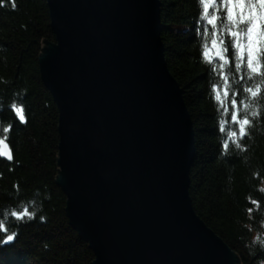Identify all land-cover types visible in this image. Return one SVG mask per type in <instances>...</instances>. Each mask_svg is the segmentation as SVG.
<instances>
[{
  "label": "water",
  "instance_id": "95a60500",
  "mask_svg": "<svg viewBox=\"0 0 264 264\" xmlns=\"http://www.w3.org/2000/svg\"><path fill=\"white\" fill-rule=\"evenodd\" d=\"M46 3L55 39L38 61L58 109L56 184L92 264H239L191 204L195 135L159 0Z\"/></svg>",
  "mask_w": 264,
  "mask_h": 264
},
{
  "label": "trees",
  "instance_id": "16d2710c",
  "mask_svg": "<svg viewBox=\"0 0 264 264\" xmlns=\"http://www.w3.org/2000/svg\"><path fill=\"white\" fill-rule=\"evenodd\" d=\"M161 43L166 68L182 90V99L194 130V163L188 189L196 216L235 254L239 264H264V76L235 70V49L229 47L225 66L230 94L251 104L248 135L231 142L236 131L230 117V98L214 100L211 84L223 92L219 61L205 62L200 45H210L211 31L198 0H159ZM15 3V7H13ZM217 12V31L226 44L233 38L226 9L219 0L209 14ZM209 29L207 37L203 28ZM189 29L181 32L177 29ZM246 30V25H239ZM173 29V30H172ZM264 30V26H262ZM54 42L46 0H0V137L7 136L13 159L0 157V221L15 235L4 243L0 231V264H92L94 255L82 242L66 217V198L56 185L58 174V110L40 80L39 57ZM264 64V53L261 54ZM264 72V68L261 70ZM261 85L259 99H248L246 86ZM23 106L27 123H20L11 105ZM228 107L229 112L224 108ZM252 110L260 113L251 117ZM243 115L244 108L239 106ZM11 124L9 133L2 128ZM223 125L224 131L220 130ZM229 140L227 149L221 147ZM258 202L253 203V202ZM27 207L34 218L18 221L13 210Z\"/></svg>",
  "mask_w": 264,
  "mask_h": 264
},
{
  "label": "snow or ice",
  "instance_id": "6c2138e0",
  "mask_svg": "<svg viewBox=\"0 0 264 264\" xmlns=\"http://www.w3.org/2000/svg\"><path fill=\"white\" fill-rule=\"evenodd\" d=\"M216 2L217 0H198L199 5L202 7L199 15L212 28L210 45L202 43L200 45L202 50L199 52V55L205 62L212 63L214 60L219 61V78L223 82V92L221 94V89L218 88L217 84L212 83V98L223 104L231 95L230 117L233 124L238 126V129L236 131H228L227 135L231 142L239 148L241 145L238 140L248 135L247 129L252 125L248 114L251 104L243 100L238 101L239 91L230 94V81L224 69L230 63V58L227 53L229 52V47H231L235 49V70L237 73L242 71V64L245 63L246 53V68L249 77L251 78L253 74L264 76V72L261 71L264 68V64L261 63L260 59L261 54L264 53V30H262V26H264V0H219L220 7L226 9V18L229 25L227 35L233 38L227 44L223 36L216 30L219 19L217 12L213 11L209 14V9L215 8ZM13 7H15V3H13ZM239 25H246V30L244 28L238 29ZM203 34L205 37L209 35V29L207 27L203 28ZM243 93L248 94V99H259L261 85L246 86L243 88ZM240 105L244 108L243 115L239 111ZM11 108L19 122L26 124L27 119L24 107L22 105L17 106L13 103ZM224 111L226 113L229 112V108L225 107ZM250 115L251 117H257L260 113L252 110ZM11 128V124L4 126L2 132L7 134ZM220 130L224 131L223 125H221ZM228 146L229 140L223 141L221 147L227 149ZM0 156H4L8 160L13 159L6 135L0 137ZM253 203L258 204L255 201ZM11 216L18 221H23L26 217L34 218V213L29 212L27 207H24L20 211L13 210ZM0 231H3L5 234L8 233V229L3 221H0ZM15 238V235L7 234V238L3 242L10 243Z\"/></svg>",
  "mask_w": 264,
  "mask_h": 264
},
{
  "label": "rangeland",
  "instance_id": "374dc122",
  "mask_svg": "<svg viewBox=\"0 0 264 264\" xmlns=\"http://www.w3.org/2000/svg\"><path fill=\"white\" fill-rule=\"evenodd\" d=\"M48 14H49V12H48ZM49 19H50V14H49ZM166 28V27H165ZM173 30V29H172ZM178 31H181V32H189L188 31V29L186 30V29H177ZM183 30V31H182ZM54 39H55V37H54ZM41 54H42V52H41ZM245 60H246V53H245ZM40 80H41V76H40ZM45 88V87H44ZM46 89V88H45ZM46 91L49 93V91L46 89ZM49 95H50V93H49ZM52 97V96H51ZM52 100H53V98H52ZM53 103H54V101H53ZM55 104V103H54ZM58 110V109H57ZM59 121V120H58ZM57 132H58V125H57ZM58 140H59V133H58ZM59 143H60V140H59ZM59 145V144H58ZM57 149H58V146H57ZM57 158H58V155H57ZM10 162H11V160H10ZM58 171H59V167H58ZM58 175V174H57ZM57 185V184H56ZM261 188V190L264 192V185L263 186H261L260 187ZM66 202H67V200H66ZM66 207V206H65ZM206 227V226H205ZM208 228V227H207ZM72 229V228H71ZM211 230V229H210ZM74 231V230H73ZM77 233V232H76ZM78 237H79V235H78ZM82 242H84V241H82ZM93 255V254H92ZM94 261H95V259H94ZM93 261V262H94Z\"/></svg>",
  "mask_w": 264,
  "mask_h": 264
},
{
  "label": "bare ground",
  "instance_id": "6f19581e",
  "mask_svg": "<svg viewBox=\"0 0 264 264\" xmlns=\"http://www.w3.org/2000/svg\"><path fill=\"white\" fill-rule=\"evenodd\" d=\"M182 31H183V30H182ZM0 157H1V156H0ZM1 159L4 160V161H6V162L8 163V161H7L5 158H2V157H1ZM9 163H11V162H9Z\"/></svg>",
  "mask_w": 264,
  "mask_h": 264
}]
</instances>
